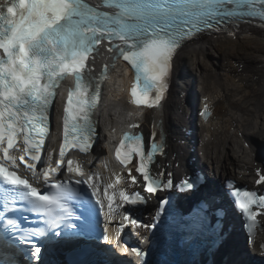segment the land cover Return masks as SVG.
<instances>
[{"label": "snow or ice", "instance_id": "snow-or-ice-1", "mask_svg": "<svg viewBox=\"0 0 264 264\" xmlns=\"http://www.w3.org/2000/svg\"><path fill=\"white\" fill-rule=\"evenodd\" d=\"M108 7L111 11H100L87 0L0 2V264H18L15 253L22 246L27 264H53L51 249L60 242L91 238L100 212L105 223L99 239L105 244L113 243L107 225L115 219L120 220L118 232L130 224L151 231L155 241L165 206L172 203V190L180 194L199 191V176L185 178L177 185L171 173L167 179L151 175L149 165L165 142L163 135L156 142L155 132L147 152L142 134L126 133L116 149L122 167L137 158L136 172L142 176L147 193L168 191L150 224L136 216L138 206L146 204L144 196L116 187L121 175L114 174L113 179L99 172L89 174L80 163L65 158L72 146L81 152L90 151L97 137L91 110L101 97L108 67L105 65L100 76L94 77L87 61L101 42L107 41V51L115 52L116 59L123 58L134 68L133 102L156 107L166 99L176 64L190 45L204 35H232L240 22L250 23L257 17L264 22V0H108ZM72 74L76 87L63 109V143L58 159L53 161L49 152L46 162H41L50 113L55 118L57 89ZM200 115L205 119L211 115L207 102ZM18 139L24 145V154L19 156L12 151ZM21 166L23 177L18 174ZM257 174V184H264V172L257 169ZM126 179L137 183L131 169ZM232 191L234 203L244 216L242 227L251 250L260 215L254 209L264 210V194L240 188ZM214 199L206 194L200 203L210 206ZM219 211L215 213L219 227L213 248L220 259L209 264H246V251L230 240ZM18 212L35 217L31 226H23L21 220L27 223L29 216L17 218ZM6 249L11 250L7 257ZM111 251L101 250L103 260L74 264H110L106 255ZM132 251L141 257L140 264H149L150 252L139 248ZM261 253L264 255V244Z\"/></svg>", "mask_w": 264, "mask_h": 264}, {"label": "bare ground", "instance_id": "bare-ground-1", "mask_svg": "<svg viewBox=\"0 0 264 264\" xmlns=\"http://www.w3.org/2000/svg\"><path fill=\"white\" fill-rule=\"evenodd\" d=\"M174 77V86L159 115L168 132L170 154L166 161L171 164L179 161L182 165L189 156L190 150L186 143L183 144L184 130L191 117L186 92L188 86L194 85L199 98H209L217 110L208 122H198L199 152H202L207 167L221 179L229 175L245 181L255 179L254 170L259 160L252 140L264 137V24L242 22L233 29L232 35H204L185 49L176 64ZM123 79V73L119 71L117 79L108 86L106 99V106L119 117V124L126 120V116L120 114L127 103L120 89ZM152 116L150 112L146 115V132H149ZM103 124L100 123L92 154L83 156L87 166L96 156L106 154L103 141L111 136L106 134ZM246 142L250 143L249 148L245 146ZM174 154L178 155L175 161ZM238 155H243L246 160L247 169L242 172L238 171L242 168L240 164L237 168ZM100 165L94 162L90 171H96Z\"/></svg>", "mask_w": 264, "mask_h": 264}]
</instances>
